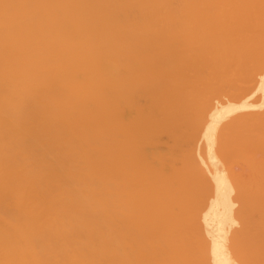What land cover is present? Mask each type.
Segmentation results:
<instances>
[{
    "label": "bare ground",
    "instance_id": "6f19581e",
    "mask_svg": "<svg viewBox=\"0 0 264 264\" xmlns=\"http://www.w3.org/2000/svg\"><path fill=\"white\" fill-rule=\"evenodd\" d=\"M264 264V0H0V264Z\"/></svg>",
    "mask_w": 264,
    "mask_h": 264
},
{
    "label": "snow or ice",
    "instance_id": "6c2138e0",
    "mask_svg": "<svg viewBox=\"0 0 264 264\" xmlns=\"http://www.w3.org/2000/svg\"><path fill=\"white\" fill-rule=\"evenodd\" d=\"M230 264H235V262H230Z\"/></svg>",
    "mask_w": 264,
    "mask_h": 264
}]
</instances>
